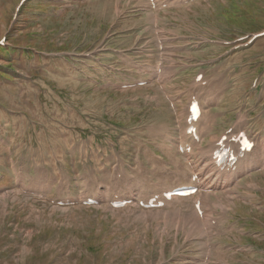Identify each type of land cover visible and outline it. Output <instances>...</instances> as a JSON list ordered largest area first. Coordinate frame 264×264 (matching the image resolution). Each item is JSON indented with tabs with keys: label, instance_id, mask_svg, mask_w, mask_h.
Listing matches in <instances>:
<instances>
[{
	"label": "rangeland",
	"instance_id": "374dc122",
	"mask_svg": "<svg viewBox=\"0 0 264 264\" xmlns=\"http://www.w3.org/2000/svg\"><path fill=\"white\" fill-rule=\"evenodd\" d=\"M22 2L0 0V42L19 49L0 53L14 70L0 72V264H264V173L211 196L205 224L190 202L166 218L83 202L166 188L198 74L216 135L203 148L238 118L264 140V40H243L264 31V0Z\"/></svg>",
	"mask_w": 264,
	"mask_h": 264
},
{
	"label": "bare ground",
	"instance_id": "6f19581e",
	"mask_svg": "<svg viewBox=\"0 0 264 264\" xmlns=\"http://www.w3.org/2000/svg\"><path fill=\"white\" fill-rule=\"evenodd\" d=\"M187 1H191V0H167V2L170 5H179V4L187 2ZM149 4L146 5L147 8H149V9L153 8V7H155V8L159 7V5H157V2H155V0H154V4H152L150 1H149ZM204 81H205V79H203V82ZM200 84H202V83H200ZM195 86H196V88L198 90V88H200V86H202V85H195ZM202 87H205V88H202ZM202 87L200 88V90H198V94L199 93L200 94L198 95L199 98L196 99L200 103V107H201V110H202L200 118L195 123L196 127L199 125V134L196 133V135L199 136V141L198 142L195 141L192 136H189V135L186 134V130L188 129V126H187L185 131H184V137H183V139L181 141V142H184L183 143L184 145H182V146L188 145V146L192 147V150H191L190 153H188L186 151L183 152V156H184V158H185L187 163L185 162V164H183V165L176 164V167H175V161L173 160V158L170 157L169 155H165L166 158L170 157V159L172 161L171 164L174 165V168H172V173H170L167 169H165L166 172L163 173V175H165L166 178H167L166 188L163 189L165 187V186H163L164 184H159V185L154 186V188L151 189V190H153L152 194L148 195V196L146 194L147 198H142L144 196V194L146 193L144 191L145 193H142L140 195V198H141V200L143 202L146 203L149 199L154 198L156 196L159 198V200H163V194H166V193H168L170 191H173L174 189H176L178 187L190 184V185L195 186V187H197V188H199L201 190L200 192L197 193V197L193 196V197L186 198V199L173 198L171 202H167V201L164 200L165 201V206H164L163 209L164 210L165 209H169V208H171L174 205H179L180 203H184V202H190L192 204V202L196 198H198V199L195 200V203L198 202V201L201 202L202 211L204 209V210H206V213H207V207L208 206L205 207V204H207V202L210 200L209 198H210V195L212 194V193H209L210 189L221 190V193L230 192L228 190H229V188L232 185L236 184L237 188L240 187V183H239L240 178H242V177H244V176H246L248 174L249 175L252 174V172L257 170V169H262V171H263L262 174L264 173V140L263 139H261V140L258 139L257 140L256 145H255L254 149L252 150V152L250 154H248V155H245V157L243 159H241L237 163V169L233 173H226V172H222L221 173V172H218V171L214 172L213 168H211V166H212L211 163H210V165L207 164L206 168H204L202 166L203 169H199V166H201L202 163H199L198 165H195V166L192 165V163L190 162V158L194 154L195 151L202 152L203 155L206 158L209 159V158L212 157L213 153L217 150V148H218L217 144L219 143V141L223 137V135H220V137L217 138L218 140L216 139L217 141L213 140L214 142L210 143L208 145L207 149H203L201 147V144L203 143V141L206 139V137L208 135L211 137V139L213 137H216V135H213V133H212V131H214L213 125H210L209 133H208V131L205 130L206 127L209 124V117L205 115V112L208 109V107H209L211 102L209 103V99L207 98V95L205 93L206 92V87H208V86L204 85ZM189 105H190V102H189ZM189 105H188V114L186 116V121H187L188 117L190 116ZM238 122L240 124H236L235 125V128L233 130V133L230 135V138L232 136H234V135H237L238 133H240L241 131L244 130V124H243L242 119L238 118ZM233 145H235V144H233ZM175 160H176V163L179 162V161H177V159H175ZM165 170H163V171H165ZM195 177H196V181L193 182V178H195ZM237 192L240 193L239 189H238ZM146 196H144V197H146ZM135 197H136V193H135V196H134L133 191H130L126 195V198L124 196L120 200L133 199ZM102 198H104L103 191L97 189V190H93L91 192V194L86 197L85 201L88 200V199H94V200L100 201ZM111 201H112V199L108 200L109 203ZM189 206H190V208L192 210V213H193V216H191V219H194V222H196L197 220L199 222L205 220V216L206 215H204V211H203V216L201 217V216H199L198 212H196L194 210L193 204L189 205ZM156 212H157L156 215L151 214V216H156L158 218L159 217L166 218V217H170V216L172 217V216L176 215V212L173 211V210L171 212H169V211L165 212V211H162V210H158ZM183 215H185V214H183ZM188 217H190V215ZM176 218H177V216H176ZM154 219H155V217H154ZM191 219H190V222H191ZM157 220H160V219H157ZM167 220H168V218H167ZM169 220L171 221V219H169ZM197 230H199V229H197Z\"/></svg>",
	"mask_w": 264,
	"mask_h": 264
},
{
	"label": "trees",
	"instance_id": "16d2710c",
	"mask_svg": "<svg viewBox=\"0 0 264 264\" xmlns=\"http://www.w3.org/2000/svg\"><path fill=\"white\" fill-rule=\"evenodd\" d=\"M9 50L10 51V54H12L13 52H18L17 50V48L16 47H2V46H0V53L2 52V51H5V50ZM1 69H3V70H6V71H12L13 69L11 68V67H9V66H3V67H0V72H1Z\"/></svg>",
	"mask_w": 264,
	"mask_h": 264
}]
</instances>
